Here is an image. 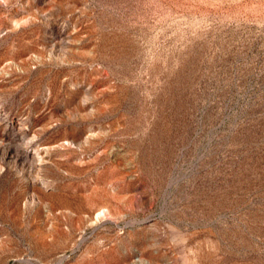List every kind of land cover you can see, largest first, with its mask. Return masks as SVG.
I'll list each match as a JSON object with an SVG mask.
<instances>
[{"label":"rangeland","instance_id":"1","mask_svg":"<svg viewBox=\"0 0 264 264\" xmlns=\"http://www.w3.org/2000/svg\"><path fill=\"white\" fill-rule=\"evenodd\" d=\"M0 264H264V0H0Z\"/></svg>","mask_w":264,"mask_h":264},{"label":"bare ground","instance_id":"2","mask_svg":"<svg viewBox=\"0 0 264 264\" xmlns=\"http://www.w3.org/2000/svg\"><path fill=\"white\" fill-rule=\"evenodd\" d=\"M39 154V153H38ZM44 154V153H43ZM40 159V158H39ZM42 159V158H41Z\"/></svg>","mask_w":264,"mask_h":264}]
</instances>
